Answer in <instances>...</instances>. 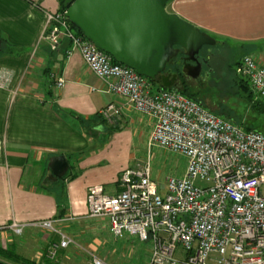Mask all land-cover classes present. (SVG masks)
I'll use <instances>...</instances> for the list:
<instances>
[{
	"label": "crops",
	"instance_id": "1",
	"mask_svg": "<svg viewBox=\"0 0 264 264\" xmlns=\"http://www.w3.org/2000/svg\"><path fill=\"white\" fill-rule=\"evenodd\" d=\"M61 8L60 0H0V73L15 76L11 90L0 88V244L18 253L11 224L26 225L23 237L32 240L29 224L54 219L75 242L59 255L66 259L85 249L107 261L135 247L137 238H114L108 219L89 216L87 195L92 186L110 195L120 191L121 174L134 166L137 140H150L155 123L114 94L80 52L68 55L70 40L51 50L46 15ZM169 10L211 35L218 56L242 50L264 66V0H170ZM111 103L121 115L110 122L102 111ZM62 155L70 167L57 181L48 165ZM42 239L49 248L61 241L56 233Z\"/></svg>",
	"mask_w": 264,
	"mask_h": 264
},
{
	"label": "built area",
	"instance_id": "2",
	"mask_svg": "<svg viewBox=\"0 0 264 264\" xmlns=\"http://www.w3.org/2000/svg\"><path fill=\"white\" fill-rule=\"evenodd\" d=\"M65 14L46 15L51 50L70 40L68 55L80 52L114 94L152 117L151 144L177 152L188 162L183 177L167 179L164 194L149 164L126 169L114 195L103 186L90 187L89 216L108 219L114 238L151 243L149 264H264V135L245 131L176 90L157 91L149 78L116 63L86 39ZM236 73L264 98V66L255 57L245 56ZM14 79L13 72L1 71L0 88L11 90ZM63 83L59 79L58 87ZM102 114L111 122L121 112L111 103ZM56 223L49 219L29 224L60 235V243L48 248L51 260L75 244ZM25 227L15 221L9 230L21 236ZM179 248L185 251L180 258ZM91 258L93 264H108L95 254Z\"/></svg>",
	"mask_w": 264,
	"mask_h": 264
},
{
	"label": "water",
	"instance_id": "3",
	"mask_svg": "<svg viewBox=\"0 0 264 264\" xmlns=\"http://www.w3.org/2000/svg\"><path fill=\"white\" fill-rule=\"evenodd\" d=\"M170 0H65L67 18L97 48L151 82L170 89L178 74L166 75L173 58L183 50L190 62L199 61L204 47L216 40L194 24L166 10ZM2 43L0 41V47ZM182 72L192 79L202 73V64L186 63ZM55 180L63 179L70 165L64 155L50 159Z\"/></svg>",
	"mask_w": 264,
	"mask_h": 264
},
{
	"label": "rangeland",
	"instance_id": "4",
	"mask_svg": "<svg viewBox=\"0 0 264 264\" xmlns=\"http://www.w3.org/2000/svg\"><path fill=\"white\" fill-rule=\"evenodd\" d=\"M166 10L171 12L169 10V3ZM214 51L216 56H218L217 54L220 52L219 46H216ZM245 54L244 51L239 50L237 53L232 54V56H228L226 61H222V58L214 60L205 69L201 79L195 83L193 82L195 93L203 100L206 108L211 109L222 118L226 119L228 116L230 119L227 118V120L234 121L236 124L261 125L264 124V114H257L249 106V102L246 101L244 95L238 90V86L234 82L236 75L235 62L245 57ZM254 54L257 56L259 52ZM112 152L110 151V153ZM134 153L135 160L133 167L138 166V164H149L151 166L152 177L158 186H160L162 194L167 191L166 182L168 178H181L186 174L187 159L177 152L173 153L165 148L152 145L148 138L137 140ZM45 233L51 234V232L35 228L32 240H25L24 235L14 236V240H19L18 242H20L18 253L36 261L42 260L45 256L48 257L47 251L49 245L42 239ZM135 244V247L131 246L132 248L130 247L129 250L120 251L115 255L107 257V261L103 259L102 255L98 253L96 255L108 264H149L150 261L147 260L149 243H143L137 239L135 240ZM141 244L143 247L141 246L140 248L139 245ZM86 254L90 255L85 249L84 252L82 250L79 251V254L77 252L75 256L74 254H70L66 259L64 258L65 255L58 254L54 262L56 264H93L92 258L90 260L91 256L89 257ZM176 256L179 258L185 256V251L179 248ZM73 261H77V263H73Z\"/></svg>",
	"mask_w": 264,
	"mask_h": 264
},
{
	"label": "trees",
	"instance_id": "5",
	"mask_svg": "<svg viewBox=\"0 0 264 264\" xmlns=\"http://www.w3.org/2000/svg\"><path fill=\"white\" fill-rule=\"evenodd\" d=\"M60 3L62 5V8H61L62 11H65V3H66L65 0H60ZM72 27L74 26L72 25ZM74 28L76 29V27ZM183 56H184V52L181 51L176 58L172 59V61L167 66L166 71H165L166 74L171 73V72L179 73L181 76L179 84H176V86L171 87L170 89L164 88L161 84H157L155 82L154 83L152 82V86H154V88L157 91L176 90L183 96L185 95L186 97H189L196 102L198 101L200 104H202L205 107V103L203 102V100L199 96H197V94L195 93L194 83L192 81L185 80V74L181 72V68L183 66V60H184ZM239 63L240 61L235 62V66L237 67ZM234 82L238 86V90H240V92L244 95V98L246 99V101L249 102V106H251L257 114H260V113L264 114V98L258 96L254 92L250 84V81H248L247 79L241 76H238L236 73ZM207 109L211 110L209 108ZM227 118L230 119V117L228 116ZM238 125L241 126L247 132L255 131L260 134L262 133L264 135V124L252 126L251 124L239 123ZM0 264H56V263L54 262V260L49 259L47 256L42 258V260L40 261L28 259L25 256L18 254L14 246L3 247L0 244Z\"/></svg>",
	"mask_w": 264,
	"mask_h": 264
},
{
	"label": "flooded vegetation",
	"instance_id": "6",
	"mask_svg": "<svg viewBox=\"0 0 264 264\" xmlns=\"http://www.w3.org/2000/svg\"><path fill=\"white\" fill-rule=\"evenodd\" d=\"M215 47H216V46H209V45H207V46L204 47V48L202 49V51L200 52V55L198 56V59H199L198 62L202 64V73H201V75H200L198 78H196V79H192L191 77L185 75V80H187V81H192V82L195 83L197 80L201 79V77L203 76V74H204V72H205V69L208 68L214 60L222 58V61H226V60L228 59L227 57H224V55L216 56V53H215V51H214ZM179 51L181 52V51H183V50H181V49L179 48ZM218 51H219V50H218ZM217 55H219V54H217ZM183 59H184V60H183V66H184L186 63H190V64H192V66H195V65L198 64L197 61H195V62H190V61H188V60L186 59V55H185V54H184V56H183ZM183 66H182V68H181V72H182ZM171 74H172V75H174V74H178V78H177L176 84H179V83H180V79H181L180 74H179V73H173V72H171V73H167L166 75H171ZM183 74H184V73H183Z\"/></svg>",
	"mask_w": 264,
	"mask_h": 264
}]
</instances>
